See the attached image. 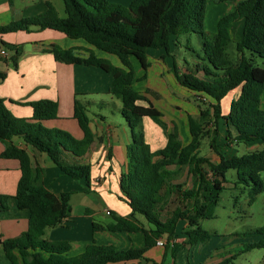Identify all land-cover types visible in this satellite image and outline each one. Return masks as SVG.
Wrapping results in <instances>:
<instances>
[{"label": "trees", "instance_id": "trees-1", "mask_svg": "<svg viewBox=\"0 0 264 264\" xmlns=\"http://www.w3.org/2000/svg\"><path fill=\"white\" fill-rule=\"evenodd\" d=\"M63 2L65 17H60L53 3L47 0V9L43 13L0 25V37L10 32L31 31L32 28H50L71 38H82L119 58L121 66L97 56L94 51L80 56L74 49L58 44H50L48 49L59 62L94 65L112 75L111 93L122 101L121 113L131 133L126 170L120 181V198L128 203L131 212L127 216L112 212V222L101 224L94 221L93 230H142L146 246L121 250L112 244L93 241L84 252L69 256L70 242L50 241L44 237L46 229L64 225L71 217L73 191L60 194L51 191L44 184L45 168L33 165L28 150L13 139L19 137L25 144L47 153L64 174L76 180L85 179L90 187L92 166L82 161L98 137L90 126L88 106L78 98L75 99L74 118L84 132L82 138L44 123L58 117V101L40 99L28 102L33 107V115L28 118L15 116L5 98L0 96V141L4 144L0 156L17 159L21 170L15 194H0V211L9 210L10 198L14 197L17 208L27 209L30 214L26 231L2 241L10 264H107L139 259L160 237L166 236L168 241L174 239L181 221L187 223L182 229L187 239L172 247L173 255L186 244L207 241L211 233L202 227L201 221L215 218L230 169L237 170V184L249 186L252 183L251 202L264 190V148L229 157L221 150L218 141L223 121L227 146L251 141L264 143V109L261 107L264 92V67L261 65L264 62V0H241L220 18L215 32L208 31L205 26L207 0H133L128 6L108 0ZM237 21L243 22V30L241 38L235 41L231 26ZM190 33L199 35L201 50H193L195 61L185 70H181L174 60L175 78L209 107L201 108L198 118L190 116L191 139L183 144L176 125L170 128L162 112L146 95L149 90L141 92L133 87L132 59L141 64L144 74L140 79H145L150 66L148 49L169 51L173 39L178 40L181 35ZM1 45L14 51L10 60L17 67L20 47L2 39ZM5 59L0 56V64ZM4 77L5 73L0 70V84ZM239 86H242L240 95L232 101L229 113L224 114L222 100ZM209 114L211 118H208ZM145 117L153 119L164 129L167 134L165 146L153 149L142 127ZM206 125L214 126L212 135ZM210 135V147L218 154L215 160L200 154L202 139ZM185 168L192 180L190 188L173 182ZM175 193L186 203L177 206L163 219L161 209ZM144 222L151 227L146 228ZM256 234L263 238L245 243L239 253L212 264H231L238 254L264 247V227L247 233L249 236Z\"/></svg>", "mask_w": 264, "mask_h": 264}, {"label": "crops", "instance_id": "crops-1", "mask_svg": "<svg viewBox=\"0 0 264 264\" xmlns=\"http://www.w3.org/2000/svg\"><path fill=\"white\" fill-rule=\"evenodd\" d=\"M128 1L131 0H126L124 2ZM240 1L241 0H207V13L205 19L208 21L207 25L211 28V31H217L220 18L232 11ZM46 9L47 0H0V24L5 25L27 15L43 13ZM242 30V21H237L232 24L231 32L235 41L241 38ZM1 39L20 47L21 54L17 67L13 66V63L10 60L13 53L9 52L8 48L1 45ZM79 39L81 38H70L66 34L50 28H32L31 31L22 30L2 35L0 37V49L2 47L6 48L9 56L4 57L6 59L0 64V70L5 73V77L0 84V96L5 98L7 106L15 116L28 118L33 115V107L28 104V102L40 99H52L58 101V117L46 120L44 123L49 127H59L68 130L77 138H82L84 132L78 120L74 118L75 99L78 98L85 103L88 106L91 129L97 135L98 139L93 142L82 162L91 164L92 168L96 167L97 175L92 179L94 185H91L92 183L90 182V187H88V183L85 179H82L81 181H84L86 184L79 186H72L71 182H67L68 187L65 185L49 183L48 177L50 175H54L55 178L59 177V179L61 175H67L64 174L63 171L52 161L47 153L41 152L36 148L25 144L19 137H15L13 140L21 147L28 150L33 165H40L45 168L43 179L44 184L51 191L56 194L73 191L71 196L73 207L71 217L65 221L64 225L46 229L44 234L46 239L50 241L65 240L70 242L71 248L67 252V255L69 256H75L84 252L87 246L93 241L99 244H112L121 250H126L132 247L139 249L144 248L146 246V240L145 233L142 230H93L94 221L101 224L112 222V212H115L119 216H127L131 212L128 203L125 200L120 199V196L122 195L120 181L122 173L126 170L127 145L131 142V133L127 128V122H125V124L124 122L114 120L115 114H122L121 107L115 102L117 113L116 111L110 110V113L114 118L109 119L108 114H105L104 107L107 106V108H109L111 103L87 97L88 94L95 93L99 90L98 85L90 84L88 76L93 74L94 77H105V70L94 65L59 62L55 59L53 53L48 51L50 44H58L63 48L74 49L80 56H87L90 51H94L99 57L111 59L109 56L99 52L102 50L92 46L85 40L83 42ZM262 40L264 44V36ZM150 49L151 48H149L148 51ZM104 53L107 52L104 51ZM132 61L137 62L135 58H133ZM120 62L121 61L116 56V65H120ZM177 83L179 84L178 81ZM111 88L112 75L111 83H109L106 90L111 93ZM241 89L242 86L237 87L228 93L222 100L223 108L224 100L227 97H230L227 109L223 108L224 114L229 113L231 103L234 99L238 98ZM186 90L189 89L186 88ZM82 96L85 97L83 98ZM101 103H104L105 105ZM261 107L264 109V92L261 95ZM222 129L225 130L223 122L221 121L220 134ZM224 133L226 135V130ZM158 137L159 136H157V138ZM158 140L159 139H156L155 141ZM218 141L220 143V138ZM237 145V143H232L230 146H227L224 136L220 148L230 157L238 153L236 148ZM247 145H249L247 147L248 151L257 150L262 146L264 147V143L261 141L247 142ZM3 149L4 144L0 141V153ZM58 172L60 174H58ZM20 175V163L17 159H7L0 156V194H10L13 196L16 192ZM111 175H115L119 181L118 196L113 198L108 207H105L102 210H100V208L99 210H96L95 208L90 207V205L82 198L88 191L92 192L93 189L100 190L104 188ZM9 203V210L0 211V264H10V260L6 256L2 241L6 238H13L21 235L29 226V211L27 209L17 208L14 197L10 198ZM107 210H110L111 214H108ZM101 211H104L110 218L102 216L99 218L95 217L98 216ZM140 219L145 221L142 217H140ZM144 226L146 228L151 227V225L146 222H144ZM186 226L187 223L185 221L179 223L181 229ZM179 227L174 239L168 241L166 236L160 237L159 239H163L166 244L159 245L156 243L151 245L147 248L142 258L133 259L127 262H109L107 264H177V260L181 261V263L178 264H193L189 261L188 256L194 246L200 245L199 243L184 245L182 248L184 251L179 249L176 255H173L171 252L172 247L175 244L181 245L187 239V235L179 229ZM241 248L238 250L240 251ZM200 250L201 249H198L199 253L202 252V250L201 252ZM239 251L236 253H239ZM211 252L217 253L215 257L207 256L204 262L198 264L217 263L224 258L229 257L230 254L229 249L227 251L222 250L221 248H216ZM237 259L238 257L234 260L233 264H235Z\"/></svg>", "mask_w": 264, "mask_h": 264}, {"label": "rangeland", "instance_id": "rangeland-1", "mask_svg": "<svg viewBox=\"0 0 264 264\" xmlns=\"http://www.w3.org/2000/svg\"><path fill=\"white\" fill-rule=\"evenodd\" d=\"M108 1L111 3L128 6L133 0L128 2H124L126 0ZM51 2L56 7L59 16L65 17L66 13L63 0H51ZM38 14L40 13H37L35 15ZM28 16L34 15H27L24 17ZM207 23L208 21H206L205 19L206 29L210 32H214L211 31V28L207 25ZM79 40L84 42V39L82 38ZM201 45L202 44L199 35L197 33H190L181 35L178 40L175 39L174 41L173 39L169 51L164 48H151L148 51L150 66L146 71L147 76L145 79H140V77L144 74V70L141 67V64L138 61L133 62L135 72L133 83L135 89L141 92H146L147 90H149L147 91L146 95L162 112L163 118L169 124L170 128L176 125L179 131V138L183 142V144H187L191 139V133L189 129L190 116L198 118L200 109H207L209 105L199 101L194 92L186 90V88L177 83L174 74V60H176V62L178 63V67H181V70H185V67L188 66L192 67L195 61L193 50L200 51ZM8 51L14 54L13 50L9 49ZM99 52L109 56V58H111L109 59L111 60V62H116L115 55L104 53V51ZM261 65L264 67V62ZM105 74V77H94L93 74L88 76L90 84L98 85L99 90L95 93L88 94L87 97L111 103L109 108H107V106L104 107V111L105 114H108V118L112 119L114 117L111 115L110 110L116 111L117 113L115 103L119 107H122V101L112 93H109L108 90H106L109 83H111V75L106 72ZM82 97L84 98L85 96ZM229 99L230 97H227L224 100V109H227ZM101 104L105 105L104 103ZM208 118H211L210 114L208 115ZM114 120L124 123L126 122L125 118L122 114L120 115V113L119 115L118 113L115 114ZM142 127L145 131L147 140L154 149H159L166 145L167 134L164 129L153 119L148 117L144 118L142 121ZM213 127V125H208V127L206 125V128L210 129L211 135L213 134ZM127 128L130 131L128 124ZM224 132L225 130L222 129L219 137L220 145L222 139L225 136ZM211 135L210 137H205L202 139L200 154L208 155L215 160L218 158V154L213 152L210 147V141L212 138ZM157 136L159 137L157 138ZM156 139L159 140L155 141ZM237 144L238 145L236 146V148L238 151V155L249 152L247 148L249 145H247V143L243 142ZM263 148L264 147L262 146L259 149ZM96 170V167L92 168L91 185H94L92 179L97 175ZM58 174L60 173L58 172ZM262 179L264 183V171L262 172ZM237 180V170L230 169L226 174L225 189L223 190L219 203L216 207L215 218L203 219L201 221L202 227L211 233V237L205 242H198L200 245L194 246L191 253L188 251L190 253L188 257L191 263L198 264L204 262L207 256L215 257L217 253L211 251L215 250L216 248H221L222 250L227 251L229 249V256L236 254V252L239 251L238 249L243 247L245 243L257 241L263 238L261 234L249 236L247 235V233L264 227V190L257 195L254 201L251 202L250 192L252 189V183L251 185L246 186L245 184H237ZM48 182L56 185H65L66 187H68L67 182H71L72 186L86 184L84 183V181L76 180L65 175H61L60 179L59 177L55 178L54 175H50L48 177ZM173 182L182 184L184 188H190L192 186V180L186 168L182 170L179 175H177ZM118 191L119 181L115 175H111L108 178L104 188L100 190L93 189L92 192H87L82 199H84V201L88 203L90 207H93L96 210H99V208L100 210H102L105 207H108L113 198H116V196H118ZM182 199V196L176 193L168 198L167 202L164 203L161 209L163 219L167 218L177 206L185 205L186 202ZM100 216L110 218L104 211H101V213H99L98 216L95 217L99 218ZM179 229H181V227H179ZM182 248L183 247H181V251H184ZM198 249H201L202 252L200 250L201 253H199ZM237 257L238 259L236 260L235 264H261L264 261V247L251 249L248 252L241 253L240 257L238 254ZM234 260L231 264L234 263ZM178 263H181V261L177 260V264Z\"/></svg>", "mask_w": 264, "mask_h": 264}, {"label": "built area", "instance_id": "built-area-1", "mask_svg": "<svg viewBox=\"0 0 264 264\" xmlns=\"http://www.w3.org/2000/svg\"><path fill=\"white\" fill-rule=\"evenodd\" d=\"M0 56H2V57H8V56H9V53H8V51L6 50V48L2 47V48L0 49ZM107 213H108V214H111L110 210H107ZM157 243H158L159 245H165V244H166V242H165L163 239H159V240L157 241Z\"/></svg>", "mask_w": 264, "mask_h": 264}]
</instances>
